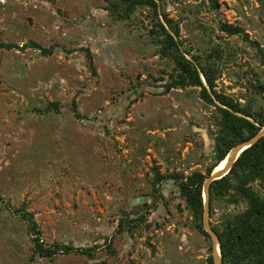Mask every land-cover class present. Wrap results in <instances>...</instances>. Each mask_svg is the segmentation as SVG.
Returning <instances> with one entry per match:
<instances>
[{"label": "rangeland", "instance_id": "1", "mask_svg": "<svg viewBox=\"0 0 264 264\" xmlns=\"http://www.w3.org/2000/svg\"><path fill=\"white\" fill-rule=\"evenodd\" d=\"M153 1L157 15L124 0H0V264H207L204 203L198 219L178 178L208 176L228 133L198 63L216 69V92L264 118V0ZM158 20L199 56L215 104L199 86L167 88L178 70ZM223 191L209 200L208 188L214 233L246 207L228 200L234 179Z\"/></svg>", "mask_w": 264, "mask_h": 264}, {"label": "trees", "instance_id": "2", "mask_svg": "<svg viewBox=\"0 0 264 264\" xmlns=\"http://www.w3.org/2000/svg\"><path fill=\"white\" fill-rule=\"evenodd\" d=\"M124 1L126 3V11H131L137 4H144L152 8L153 13L157 15L156 2L153 0ZM209 3L212 7H218L217 0H209ZM164 19L165 22L169 23V19L166 17ZM157 24L159 29H156L155 32L162 35L161 53L169 55L175 63V68L178 70L176 77L166 85L167 88L171 86L184 87L186 85L199 86L200 97L208 103H214V99L206 88L207 85L220 104L217 108L221 115L222 127L228 134L221 137L222 142L219 143L220 149L216 154L217 160L214 164L215 166L235 144L254 136L261 126L264 125V118L261 115L256 116L251 111H246L238 102L233 101L231 97L215 91L214 74L216 73V69L212 63L205 65L198 63L200 66L199 70L206 82V85H204L199 71L196 65H194V62L198 61L199 56L193 55L194 62L187 59L179 49L173 35L165 28L164 23L158 20ZM220 28L228 33L241 32L240 27L231 26L226 22H222ZM34 46L37 47V45ZM87 57L92 68L91 57L88 53ZM72 104L75 109V115L79 116V113L76 112L74 101ZM52 105L56 108L57 103H52ZM247 117H252L253 120H249ZM214 166L207 169V175L211 173ZM157 177L158 179H162L174 178L175 176L171 174H157ZM230 178L234 179L235 182V194L229 195L228 200L235 202L237 197H239L246 203V207L242 212L235 213L230 218H227L221 229L217 227L213 228L219 242L221 264H264V195L251 185L253 181L258 179L264 187V135L241 151L227 174L210 183L209 200L217 192L220 194V189L224 190L223 192L228 190ZM178 179H180L179 188L181 194L184 195L191 207L196 210L197 217L200 219L203 207L202 186L205 175L199 171H195L185 181H182L181 178ZM27 219L30 230L35 232L34 240L38 253L42 256H52L57 248L43 247L38 240L37 236L39 232L31 213H27ZM197 226L209 237L208 233L202 228L201 223H198ZM209 250L212 253V246L209 247ZM206 262L207 264H214L212 254L208 255Z\"/></svg>", "mask_w": 264, "mask_h": 264}, {"label": "water", "instance_id": "3", "mask_svg": "<svg viewBox=\"0 0 264 264\" xmlns=\"http://www.w3.org/2000/svg\"><path fill=\"white\" fill-rule=\"evenodd\" d=\"M264 135V125L261 126L260 130L254 135L252 136L251 138H249L248 140H245V141H242L238 144H236V146L234 147H237L239 145H242V144H247V146L245 148H247L248 146L252 145L253 143H255L261 136ZM233 148V147H232ZM231 148V149H232ZM230 149V150H231ZM244 149V148H243ZM230 150L227 152V154L224 156V158H226L230 152ZM223 158V160H224ZM222 160H220L218 162V164L221 162ZM235 161V160H234ZM233 161V162H234ZM217 164V165H218ZM233 164V163H232ZM216 165V166H217ZM215 166V167H216ZM232 166V165H231ZM215 167L213 168V170L211 171V173L205 177L204 181H203V187H202V191H203V203H204V221H205V230L210 234L211 236V239H212V254H213V249H214V241L215 239L218 241V238H217V235L209 228V226L207 225L206 223V214H207V208H208V188H209V185L210 183L215 180V179H219L221 178L220 175L217 176L218 174L214 175V169ZM230 169V168H229ZM229 170H227V172L225 174L228 173ZM224 175V174H223ZM222 175V176H223ZM217 176V177H216ZM208 181V182H207ZM207 182V183H206ZM213 259H214V255H213ZM214 264H217L216 261L214 260ZM218 264H221V259L219 260V263Z\"/></svg>", "mask_w": 264, "mask_h": 264}, {"label": "bare ground", "instance_id": "4", "mask_svg": "<svg viewBox=\"0 0 264 264\" xmlns=\"http://www.w3.org/2000/svg\"><path fill=\"white\" fill-rule=\"evenodd\" d=\"M246 146H247V144H242V145H239L237 147L233 146V148L230 150L228 156L226 158H224V160L222 159V161L215 167L214 175H216L218 173L219 174L217 176L220 175V177H222L223 174L225 175L227 170H229V168L231 167L233 161L237 158V156L241 153L243 148H245ZM213 255H214V259L213 260H215L216 263L218 264L219 260L221 259V257H220L219 242L216 239L214 241V249H213L212 257H213Z\"/></svg>", "mask_w": 264, "mask_h": 264}]
</instances>
